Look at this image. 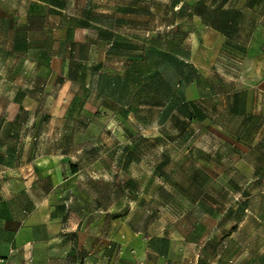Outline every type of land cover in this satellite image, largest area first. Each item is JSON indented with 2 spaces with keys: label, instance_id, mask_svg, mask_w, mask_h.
Wrapping results in <instances>:
<instances>
[{
  "label": "rangeland",
  "instance_id": "rangeland-1",
  "mask_svg": "<svg viewBox=\"0 0 264 264\" xmlns=\"http://www.w3.org/2000/svg\"><path fill=\"white\" fill-rule=\"evenodd\" d=\"M121 1L0 0V167L61 221L56 264H264V115L225 110L264 107V1L229 51Z\"/></svg>",
  "mask_w": 264,
  "mask_h": 264
},
{
  "label": "crops",
  "instance_id": "crops-1",
  "mask_svg": "<svg viewBox=\"0 0 264 264\" xmlns=\"http://www.w3.org/2000/svg\"><path fill=\"white\" fill-rule=\"evenodd\" d=\"M236 1L169 0L170 3L163 8H154L149 11L144 9L143 12L163 18L164 34L178 35L182 45L195 35L202 47L221 42L220 48L229 51L238 48L233 38L236 34L234 19ZM243 1L247 8L251 7L249 2L255 0ZM167 5L169 8H166ZM118 6L122 12L133 16L140 8L137 0L126 3L121 1ZM221 16L231 18L227 21L226 30L215 24V20ZM262 17L264 18V13ZM188 18H191L193 26L189 25L191 21H187ZM160 28V26L149 27L153 33L160 31ZM261 33H264L262 21L257 22L251 30L248 45L250 49L264 48V38L261 39ZM178 56L187 62L181 54ZM245 94L251 99L242 105L243 94L240 89L226 92L230 103L225 110L242 119L251 114L264 115L262 105L257 109L252 104L256 96ZM2 156L4 155L0 153V157ZM28 192V182L19 166L0 167V264H56L63 256L60 250L63 245L61 221L52 218L44 210V201L33 200L29 203Z\"/></svg>",
  "mask_w": 264,
  "mask_h": 264
},
{
  "label": "trees",
  "instance_id": "trees-1",
  "mask_svg": "<svg viewBox=\"0 0 264 264\" xmlns=\"http://www.w3.org/2000/svg\"><path fill=\"white\" fill-rule=\"evenodd\" d=\"M235 13H236V11H235ZM229 19H231V18L226 17V16H221L215 20V24H217L221 29L226 30L227 29V21ZM234 19H235V17H234ZM76 170H77V168L74 167L73 171L75 172Z\"/></svg>",
  "mask_w": 264,
  "mask_h": 264
}]
</instances>
